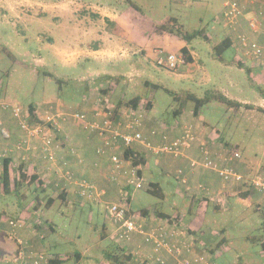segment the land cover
<instances>
[{
	"label": "rangeland",
	"instance_id": "1",
	"mask_svg": "<svg viewBox=\"0 0 264 264\" xmlns=\"http://www.w3.org/2000/svg\"><path fill=\"white\" fill-rule=\"evenodd\" d=\"M9 1L15 11H7L5 7L2 12L0 6V101L3 99L20 106L23 111L30 104L34 105V109L38 104L42 112L47 104L53 103L66 111L88 112L97 95H106L115 104L122 97L128 100L139 95L141 104L145 106L148 102L151 103V108L144 112L145 118L152 117L156 121L157 130L167 131L163 128V123L171 126L180 121H191L194 117L192 101L186 102L181 116H174L172 111L178 103L169 92L189 91L197 97H204L220 91L227 98L247 101L252 107H229L218 100H210L199 108V115L205 121L204 127L207 130L218 129L224 141L229 143L222 145L225 148L230 145L238 149L241 162L250 166L248 171L243 172L248 179L255 175L264 179V109L258 106L262 104L264 97L263 76L260 72L262 70L264 73V70L249 57L241 56L245 60V68L250 65L251 72L214 57L213 45L228 33L222 0H132L138 5V9L129 0ZM63 3H67L72 11L64 12L59 8ZM100 6L120 15L123 22L129 19L138 29L147 32L153 31L155 25L173 16L183 24L186 31L203 30L209 39L199 35L193 37L187 43V48L193 53V63H181L175 69H168L157 63L160 55V61L163 62L167 54L165 51L159 52L162 50L159 47L154 48V55H144V49H136L134 53L126 51L129 46L122 50L121 44L117 46L115 42L107 41L105 43L109 45L108 50L111 48L116 56H90L84 51L91 42H98L100 37L98 32L91 34L90 29L103 32L107 29L114 30L113 23L97 15V7ZM80 15L81 19L78 21ZM250 16L247 15L246 18ZM87 27L88 35L84 34ZM4 48L14 55V59ZM76 50L84 51H79L75 57H69ZM237 55L232 46L222 54L225 60ZM254 64L260 70L253 67ZM56 78L64 80V83L60 85ZM104 89L107 91L102 92ZM66 122L61 124V130L68 123ZM59 132L61 131L55 132V142L60 148ZM164 157L155 154L147 167L143 168L144 163L141 164L144 179L159 183L164 198L160 199L149 192L151 185L148 188L131 190L132 209L158 207L170 216H179L183 223L190 219L188 216L195 214L191 226L198 225L201 228V235L211 244L212 249H215L216 242L222 236L226 238L220 250L218 248L215 264H263L264 249L260 241L264 242V207L260 206L261 203L255 202L253 206H247L238 199L239 201L233 203L227 200V204L222 205L216 199H211L206 204L202 203L205 209L199 205V201L192 200L191 186L189 189L185 187L184 193L188 194L186 197L179 196L177 190L181 184L174 176L176 166L169 168L168 174H162L159 166L154 163L156 158ZM13 175H18L16 168ZM48 184L43 187L38 181L28 184L24 180L18 186L19 193L24 194L28 200L39 195L42 199L41 206L51 196L54 200L53 207L48 210L41 208L42 212L45 210L44 217L56 226V233L46 239L51 242L47 251L71 258V253L75 250H84L87 264H110L105 255L109 251L119 254L122 249L127 254L123 247H116L109 238L114 226L102 205L89 201L81 205L80 198L73 190L65 193L66 199L63 201L60 197L62 190L54 185L47 187ZM97 184L107 188L106 184ZM6 202L11 206H6ZM15 202L19 204L17 196L0 193V207L5 220L17 217L18 214L14 213L12 207L17 206ZM189 207L192 210L187 214ZM220 229H223V233H220ZM54 241L56 244L52 247ZM132 264L138 263L133 260Z\"/></svg>",
	"mask_w": 264,
	"mask_h": 264
},
{
	"label": "built area",
	"instance_id": "2",
	"mask_svg": "<svg viewBox=\"0 0 264 264\" xmlns=\"http://www.w3.org/2000/svg\"><path fill=\"white\" fill-rule=\"evenodd\" d=\"M222 1L223 17L228 23L227 28L236 32L238 45L244 50L242 56L251 58L264 70V43L252 40L240 30L242 20L245 18L254 33H262L260 24L261 18H264L262 0ZM253 4H260L261 7L257 12H253L252 17L246 18V8ZM161 51L163 52V50H159V52ZM183 61V57L177 53L167 52L163 62L160 61V56L157 58V63L165 65L168 69H175ZM115 107L116 104L111 102L108 96L100 95L95 98L90 113L82 110L66 111L61 109L58 104L49 103L45 106L44 111L40 112L41 114L35 112V117L29 119L27 110L23 111L22 107L1 100L0 109L11 112L18 122L22 135L18 139H14L15 141L9 147H3L4 143L10 139V135L0 128V159L8 157L12 151H17L21 153L20 162L26 163L30 159V155L28 158L27 154L37 150L43 160L48 163V171L54 174L52 180L44 175L42 178L44 184L52 183L65 192L69 187L74 186L76 194L83 202L102 204L106 216L114 226L109 238L115 244L125 247L133 234L142 236L143 244L150 246L152 254L144 259L141 258L139 264H167L165 255L171 257L174 264H192L193 261L186 256L192 253L194 242L189 230L178 218L179 216L161 218L164 221H159L161 219H157L158 216L154 214L146 217L132 209L131 190L148 188L150 182L144 179L142 173H139L141 164L135 165L131 156L124 157V152L140 146L155 154H167L177 158L192 147L196 140V134L190 126H186L180 136L174 140L153 143L142 131L146 109L141 102L136 108L122 106L118 111H115ZM69 120L81 130L94 133L99 139L100 143L95 149V154L108 158L105 177L109 183L116 187L115 195L111 199L107 198V188L99 187L94 181L87 178L77 177L68 167L67 162L63 160L57 162L55 150L59 146L55 142V132L61 129L63 122ZM163 128L167 130L164 123ZM158 131L162 132L163 130H157V128L149 130L150 136ZM197 147L201 153V159L192 161L193 167L200 166L213 170L224 182L240 183L244 180V174L238 172L234 166L241 158L238 149L227 147L226 152H220L217 155L216 152V154L213 153L210 144L206 142L200 143ZM75 151V148L69 147L70 153L74 154ZM182 174V170L178 169L177 177L181 182L186 183ZM250 183L258 192L264 193V179L260 175L253 176ZM189 187L186 186L187 189ZM196 189L205 190L201 184H197ZM36 222L40 226L39 220ZM8 223L16 229L24 224V220H9ZM13 231L10 233L11 236ZM189 235L190 240L188 239ZM43 259L42 253L30 252L27 254L21 249L13 261L26 264L25 261L30 260L33 264H38Z\"/></svg>",
	"mask_w": 264,
	"mask_h": 264
},
{
	"label": "crops",
	"instance_id": "3",
	"mask_svg": "<svg viewBox=\"0 0 264 264\" xmlns=\"http://www.w3.org/2000/svg\"><path fill=\"white\" fill-rule=\"evenodd\" d=\"M183 1H186V0H183ZM134 4L136 5V8L138 9L139 8L138 5L136 3ZM262 5H264V0H262ZM0 6H1L2 12L5 11V7L7 8V11H15L14 6L9 0H0ZM259 7H261L260 4L259 5L253 4V5L247 6L246 16L250 15L252 12H257ZM59 8H62L64 12L72 11V9L70 8V6L67 5V3L61 4ZM97 9L99 11L97 14L98 16L114 24V27H113L114 30L109 29L108 31L107 29L106 32H103L102 30L98 31V30H95L94 28L90 29L91 34H95L96 32L99 33L100 37L97 40L98 42L96 41L91 42V44L89 45V48H87L86 51L84 50L72 51L73 53H71L69 57L77 56L79 51L87 52V54L90 56L98 55V56H101L102 58L116 56L117 54H115L114 51L111 50L110 48L111 46L109 47L110 49L108 50L107 46L109 45H106L105 43L107 41L115 42L114 44H117V46L118 44H121L122 47L120 49L122 50L123 48L124 50H126L125 46H129L128 47L129 49L126 51H132L134 53L136 49H144L145 50L144 55H147L150 53L154 55L155 47H159L160 49L168 53H177V54H181L180 49L182 47H185V46L187 47V43L176 35H173V34L156 35L153 33V31H149V32L143 31V30L138 29L136 25L130 23L129 19H126L123 22L120 19V15H118L117 13H111L109 9L103 6L97 7ZM80 19H81V15L79 16L78 21H80ZM245 21L246 19L243 18L240 30H246V31L248 30ZM88 28L89 27H87L84 30V34L88 35L89 33ZM227 32H228L227 35H230L231 37H233V43H234L235 41L234 36L236 32H233L229 29ZM251 35L253 36L255 40L259 42H262L264 40L263 34H257V35L251 34ZM188 51L190 53V56L192 57V62H189V64H192L194 61L193 53L189 49ZM237 53L238 55L234 58L241 59V56L243 53L239 51ZM248 66L250 67V65ZM253 67L260 70V68H258L256 65ZM260 72L262 73V76H263L262 78H263V83H264V73L262 72V70H260ZM239 102H241L242 104H248L247 101H239ZM93 105L94 103L89 106L88 112H90ZM258 106L264 109V97L262 98V104L260 103ZM38 107L39 105L37 104L35 106V112H38L39 114H41L40 113L41 108H38ZM193 116L194 117L191 119V121H185V120L180 121L177 124L171 125L167 129L166 139L171 140L174 137H177L186 126H190L192 130L194 131V133L196 134V140L190 149L186 150L183 155L177 158H174L167 154H160V155H164L165 157L162 159L156 158L154 160V163L157 166H159L161 173L168 174L169 168L176 166V169L174 171V176L178 179V182L181 184L178 187L179 191L177 190V192L179 193V196L184 198L188 195L184 193V191L186 190L185 187L188 184V186L192 187L190 189L192 200L197 201V202L199 201L200 206L202 205V203L208 202L211 199L212 200L216 199L222 205H224V203L227 204V200H231L233 203L234 201L235 202L239 201L238 200L239 195L244 194L245 196L250 198L253 204L255 202H259L261 203L260 206L264 207V193L262 194L258 192L256 189H254V187H252L250 183L251 178L248 179L245 176L244 180L240 183L224 182L218 177L216 172L214 174V171L210 169H206L200 166L193 167L191 165L192 161H199L201 159V153L199 152V149L197 147L200 143L206 142L210 144L213 153L216 152L217 155H219L220 152L222 153L226 152L225 150H227V148H225L222 145L229 144L226 141H224V139L221 137V134L219 133L218 129L207 130L204 127L205 121L203 117L199 115V110L196 115L193 113ZM67 122H66L67 124H64L62 126V130L60 129L61 132H59L58 134L59 135L58 142H60L61 144H60V148L55 150L57 162L59 163L62 160L67 162L68 167H70V169L74 172L75 175L77 176L79 175L78 177L87 178L91 181H94L96 184L97 182L103 183L104 185L106 184L107 191H108L107 198L111 199L115 195L116 187L113 184L109 183L105 177L106 169L108 167V158L106 156L99 157L95 154V149L97 145H99L100 143L99 139L95 136L94 133L81 130L73 122H70V121H67ZM155 124H156V121H154L152 117H148V119L145 118L143 122L142 131L145 135H147L150 139H152L153 143L154 142L159 143L160 142L159 140H161L160 135L158 134L153 137V136H150V133H149V130H151V128L154 127ZM0 128L7 131L10 135V139L6 143H4L3 147H9L13 141L18 139L22 135V132L18 126L17 120L13 118L8 111L0 110ZM204 128L208 132H206ZM69 147L75 148L76 151L74 154L69 152ZM136 149H138L139 152L142 153L144 157L143 168L147 167L149 165V161L151 157H153L155 154H153L150 151L145 150L144 148L140 146H136ZM20 155L21 153L17 151H12L10 155L8 156V159L10 160L9 168L12 169V171H14V169L16 168V172H17L21 166V168H23L22 170L25 171L28 175H30L34 171L35 173H37L39 178L43 177L44 175L46 176V178L50 180L54 178L53 172L48 171V163L46 162V160H43L42 155L39 154L37 150L36 152L30 151L29 154H27L28 158L30 155V160L28 159L29 161H27L26 163L20 162V159H19ZM234 166L236 170L241 173H243L244 171H248V168H250V166L247 163L241 162V160L237 161L234 164ZM178 169L183 170L182 176L184 179H186V183L181 182L180 179L177 177ZM141 173L144 174L143 169L141 170ZM197 184H201L205 188V190L196 189ZM50 185H53V184L49 183L47 187ZM97 185L99 187H103V186H100L99 184ZM0 186H1V182H0ZM72 190L76 194V188L74 186L69 187L67 191H72ZM131 197H132V194H131ZM17 198H18L19 204L15 202L17 206L12 205L15 211L13 209L12 210L14 211L15 214L19 215V216L17 215V217H20L21 219L24 220L25 225L16 228L14 234L11 236L10 231H8L9 226L7 224V220L4 219L3 217L4 214L2 213L1 207H0V255H2L5 258V261H7V259L11 257H12L11 259H13L14 258L13 256L15 255L16 250H18L17 241L19 239L25 243L26 250L32 249L34 251H41V252H45L48 254L56 253V252L47 251V248L51 247V242H49L48 240L46 241L49 235L56 233V229H55L56 226L53 224V222H51V220H49L48 218H45L43 215L45 210H48L49 208L55 205L53 203L54 200L52 199L51 205H49V207H45L46 209L44 210V212H42L43 210H41V208L43 206L36 207V203L40 204L42 202V199L40 198L39 195H35L34 197H32L33 199L30 198L28 200V198H25L24 194L23 195L18 194ZM51 198H47L45 200V203H47L49 199ZM201 200H203V202ZM85 202L86 201L83 202L81 200L80 204L83 205ZM52 204L54 205L52 206ZM6 206L9 207L11 206V204L9 203L7 204L6 202ZM191 207H189L187 214H189V211L191 212L192 210ZM201 207L206 209L204 205H202ZM146 208H149V207H146ZM151 209L157 210V212L161 215H170L164 212L163 210L159 209L158 207L151 208ZM221 209H224V208H221ZM151 214L156 215L155 213L149 212L148 214H145L144 216L146 217L153 216ZM195 217H196L195 214H193L192 216H188V218L190 219L186 221V223L185 222L183 223L184 225L186 224L185 225L186 229L189 230L188 232L192 236V241L194 242L192 253L186 257H189L193 261L192 264H215L214 258L215 256H218V252L222 245L219 247V250L217 248L212 249V247L210 246L211 244L208 241H206V239L201 235L202 234L201 228H199L198 225L191 226ZM156 218L161 219L163 217L159 218L158 216ZM164 218H167V217H164ZM40 219L43 221L42 227L38 226L36 222ZM46 219L47 221H45ZM159 221H164V220L161 219ZM200 224L201 223H199V225ZM45 228H48V229H45ZM220 233H222V231ZM190 235L188 236L189 240H190ZM54 244H56L55 241L52 244L53 245L52 247H54ZM123 249L125 250V253L130 254L132 256V259L138 264L141 258L144 259L146 256H149L152 254L150 250V246L144 245L142 241V236L138 234H133L131 240L127 243L125 247H123ZM135 252H137L138 254H136ZM71 254H72L71 258H67V256H65L64 254L62 255L63 257L67 258L64 264H87V261L84 260V250L82 251L80 249H77ZM162 255L164 256L163 253ZM164 257H166L167 259L166 261L167 264H174V261L171 257L166 256V255ZM5 261L3 262L0 261V264H7L5 263ZM40 264H47V263L43 261ZM143 264H146V263H143Z\"/></svg>",
	"mask_w": 264,
	"mask_h": 264
},
{
	"label": "trees",
	"instance_id": "4",
	"mask_svg": "<svg viewBox=\"0 0 264 264\" xmlns=\"http://www.w3.org/2000/svg\"><path fill=\"white\" fill-rule=\"evenodd\" d=\"M129 2L136 8V5L132 2V0H129ZM250 15H251L250 17H252L254 15V13L252 12ZM263 22H264V18H261L260 24L262 26V33H259V34H263L264 35V26H263L264 24H263ZM246 26H247L248 30L247 31L246 30H241V31L245 32L248 35V37H250L252 40H254V41L258 42V43H261V44L264 43V40L262 42H259V41L255 40L253 38V36L251 34L257 35L258 33H254L250 29V27L248 26V22H246ZM153 33L156 34V35L173 34V35H176V36L180 37L181 39H183L186 43H188L193 37H195L197 35H199V36H201V37H203L205 39H209V37L207 36V34L203 30H195L193 32L186 31L184 29L183 24L180 23L178 21V19L176 17H173V16L168 17L162 23H160L158 25H155L154 28H153ZM234 40L235 41L233 43V37H231L230 35H226L218 43H215L213 45L214 57L216 59H218L219 61H221V62H224V63H227V64H231V65L233 64V65H235L238 68H245L244 63H243L245 61L244 59H242V58L241 59L232 58L230 60H225L223 58V56H222L223 52L227 48H229L231 46L232 47L234 46V49L237 52L238 51L239 52H242V51L244 52V50L239 47L237 39H236V36H234ZM4 50L7 52V54L11 58L14 59V55L9 50H7L6 48H4ZM180 53H181V55L183 57V60H184L183 63L192 62V57L190 56V53H189L188 48L186 46L182 47L180 49ZM159 65H162V64H159ZM245 69L248 72L251 71V67H248V68H245ZM49 75L51 77H53L52 74H49ZM106 77L107 76H101V78H106ZM56 79H57V82H59L60 85L62 83H64V80L58 79V78H56ZM145 83L146 84H150L149 81H145ZM151 85H153L154 87H159L158 85H155V84H151ZM101 91L102 92H106L107 90L104 89V90H101ZM169 93H171L173 95V99L178 103V106L176 108H174L173 111H172V114L174 116H179V115H181L183 113L184 106H185L187 101H192L194 103L193 113L195 115L197 114L199 108L204 103H207L210 100H218L220 102L225 103L229 107H236V108H239V107H242V106L252 107L251 104L250 105L242 104L239 101L229 99L223 93H221L220 91H215V92H213L211 94L205 95L204 97H197L194 93L189 92V91H186V92H183V93H174V92H169ZM97 97H98V95H97ZM1 100H3V99H1ZM140 102H141V97L139 95H135V96L129 98L128 100H124V97H122L120 100H118V102H116L115 111H118L119 108L122 107V106L136 108L139 105ZM28 107L29 108L27 109V111L29 113V116H28L29 119H30V117H32V118L35 117L34 105L30 104ZM149 108H151V103L150 102H148L145 105V109L146 110H148ZM2 111H4V110H2ZM5 111H8L11 114V112L9 110H5ZM11 116L14 118V116L12 114H11ZM154 127H152L151 129H153ZM169 127L170 126H167V129ZM158 134L161 137V140H159L160 142H164V141H168L169 142V141H172L175 138L180 136V134H179L177 137H174L173 139L168 140V139H166V131H162L160 133H155L153 136H156ZM228 146L230 147V145H228ZM233 148L237 149L236 147H233ZM129 156L132 157V161H133V163L135 165L144 163V160H143L144 157H143L142 153L139 152L138 149L137 150L136 149L126 150L124 152V157L127 158ZM9 161L10 160L8 159V157H3V158L0 159V182H1V189H2L1 192H3L4 194H6V195L12 194V195H15V196H18V194H21V193H19L18 186H19V184H22L24 180H27L28 184H33L35 181H38L41 186L45 185L44 184V180L39 178L37 173H35L33 171L30 175H28L25 171L22 170L23 168H21V166H20V169L18 170V175H16V176L13 175L12 169L9 168V163H10ZM139 173H141V170L139 171ZM150 185H151V189L148 190L149 192H151L152 194L156 195L160 199L164 197L162 188L160 187L159 183L150 182ZM43 187H45V186H43ZM65 193H66L65 190H63L62 193L60 194V197L62 198L63 201L65 200V196H66ZM21 195H23V194H21ZM238 199L241 200L242 202L246 203L247 206H253V202L250 200L249 197L245 196L244 194L239 195ZM51 202H52V199H49V201L47 203H45L43 205V207H49V205H51ZM36 207H41V205L39 203H36ZM137 212H139L141 215H145V214H148L149 212H151V213H155L159 217H163V218L164 217H171L170 215H161V214H159L157 212V210H153L150 207L149 208L142 207V208L138 209ZM17 219H21V218L20 217H16V218L10 217V218L6 219L7 220V224L9 226L8 227L9 228L8 231H10V233L12 232V230H14L13 231V234H14L16 229H14L11 225H9L8 221L9 220H17ZM39 222H40L39 225L42 227L43 226V224H42L43 221L40 219ZM23 225H25V223ZM50 228H52V227H50ZM53 230H54V228H53ZM221 231L223 233V229ZM225 240H226V238L222 236L220 238V240H218L216 242L214 248L218 249ZM260 242H261L262 248L264 249V242L262 240ZM17 245H18L17 246L18 250H16V253L13 256L14 258L17 256L19 250L22 249L27 254L30 253V252L40 253V254L42 253L43 256H44V259L41 260L38 264H40L43 261H45L47 264H64V262L67 260L66 257H63V256H61L59 254H56V253L48 254V253L41 252V251H34L32 249L26 250L25 243L22 242L20 239L17 241ZM115 245H116V247L118 246V244H115ZM121 251L122 252L119 253V254H114L113 252H110V251L105 254L106 258L110 261V264H132V261H133L132 256L130 254H124L122 249H121ZM11 258H8L7 261H5V258L2 255H0V261L1 262L5 261V263H7V264H20L19 262L13 261L14 258L13 259H11ZM25 263L26 264H33L30 260L25 261Z\"/></svg>",
	"mask_w": 264,
	"mask_h": 264
}]
</instances>
